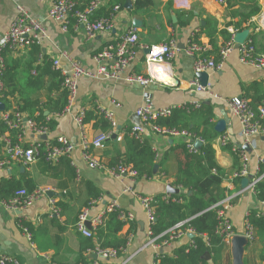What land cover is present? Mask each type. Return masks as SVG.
<instances>
[{
    "label": "crops",
    "instance_id": "crops-1",
    "mask_svg": "<svg viewBox=\"0 0 264 264\" xmlns=\"http://www.w3.org/2000/svg\"><path fill=\"white\" fill-rule=\"evenodd\" d=\"M156 1L158 3H155L154 6L137 15L130 14L129 9L125 7L113 9L111 13L112 31L99 32L95 37L87 39L82 29L75 31L70 28L67 32H62L56 22L47 18V3L44 1L0 0V42L3 32L8 28L15 14V5L20 4L33 17L42 21L46 28L48 37L39 46L43 53L53 60L63 51L65 55L60 57L62 67L69 68L72 61L80 63L88 70H94L96 67L93 60L94 53L105 42L118 38L125 28L132 26L133 18L140 19L142 23L141 27L137 28L138 42L141 47L162 43L168 38H175L178 45L183 44L186 47L188 33L191 30L199 31L198 26L199 24L204 25L205 19L215 21L218 30L223 29L227 22L237 19L230 16L227 4H219L217 0ZM257 2L261 12L243 22L241 30L237 31L231 25L226 29L229 33V28L235 29V33L244 31L246 39H252L258 51H264V26L261 24V20L264 19V0H257ZM131 5L133 7L132 0ZM175 11L193 14L189 26H174L173 23L177 21V18L175 22L168 21V17L172 20V14L176 16ZM187 17V14L183 15V18ZM197 39L201 43L209 44V40L203 32L198 33ZM216 40L218 48L226 41L220 35ZM185 47L179 48L169 61L158 63L154 67L155 80L146 87L136 83H127L122 77L104 80L84 76L78 80L77 96L72 113L54 114L56 124L49 130L48 136L49 140L63 135L72 141L74 150L71 157H62L52 167L47 166L39 158L32 165H23L15 161L0 168V178L13 177L21 184L30 179L34 189L43 190V193L31 206L19 209L20 213L16 210L4 209L0 203V253L17 257L24 264H83L82 256L85 260L93 259L92 264H99L104 259L96 256L91 249L81 251V243L85 236L76 229L77 215L82 209L87 208L89 217H93L110 200L114 199L122 209L132 214L133 225L127 223L121 230L123 235L130 238L125 247V255L122 259L115 258L110 261L120 264L124 258L132 255L126 264H154L155 254L160 252L161 246L146 245L149 229L148 218L138 196L125 188L131 185L135 193L154 197L160 194L164 196L167 193L166 186L168 184L177 187L172 182L179 161L184 159L181 150L184 139L175 136L168 137L144 129L141 136L143 139L146 136L157 152L153 176L134 181L127 177L118 179L104 170L88 167L82 159L80 133L72 119L78 107H84L86 110L93 106L111 109L117 124L130 128L133 125L135 110L147 101L156 107L179 106L196 100L200 101L213 113L209 122L214 130L219 119H227L225 130L223 132L215 130L217 134H213L212 141L215 160L221 169L219 175L221 186L227 189L226 196L232 198L226 214L233 230L240 235L243 233L245 215L250 208H257L264 213V201H259L250 187L242 188L240 181L236 183L233 178V173L243 163L242 159L238 154L235 158L228 145L218 144V139L222 136L228 138L230 146L232 143H241L239 138L240 123L232 115L224 99L235 95L246 97L244 87L251 83L253 86L250 90H254V92L260 90L264 93V67H255L241 62L238 51L234 49L224 60L221 68L206 70L208 85L219 97L195 92L189 84L194 77L193 56L185 51ZM30 51V48H25L6 52L7 63L16 66L15 71L18 73L19 84L22 86L26 79V65L34 58ZM217 51L214 56H217ZM144 54L142 48L137 50V57L131 65V70L137 73H146ZM38 61H40V56ZM31 73L33 74L32 70ZM246 98L251 101L250 97ZM112 100L116 101L119 106H114L111 103ZM6 101L9 106L13 105L11 97L8 96ZM207 108L203 107L191 113L183 112V116L176 122L177 125L187 124L188 129L202 130L204 127L201 123L205 118ZM83 127L89 137L105 130L94 127L93 121L85 122ZM125 133L122 140L111 138L105 142L103 148H93L92 155L101 162L111 165L110 162L127 149ZM34 140L32 135L27 134L24 143ZM247 148L245 149L247 153L245 161L250 173L254 174L259 157L264 158V133L254 137L252 145ZM2 158V143L0 141V159ZM95 190H99L97 198L92 197ZM50 199H55L61 207L60 218L49 216ZM19 217L33 225L32 232H29L30 236L19 228ZM189 234L192 235V233ZM189 234L163 245L162 251L172 254L176 246L189 242L191 239ZM263 253V240L259 237L247 242L243 247L242 264H264V260L261 259ZM206 260L211 261L209 253ZM220 263L234 264L231 245L223 247L220 253Z\"/></svg>",
    "mask_w": 264,
    "mask_h": 264
},
{
    "label": "built area",
    "instance_id": "built-area-1",
    "mask_svg": "<svg viewBox=\"0 0 264 264\" xmlns=\"http://www.w3.org/2000/svg\"><path fill=\"white\" fill-rule=\"evenodd\" d=\"M41 1L47 3V18L56 22L62 32H67L70 28H73L75 31L82 29L85 37L91 39L99 32H110L113 29L111 16L98 17L95 15L97 10L103 5V0H88L84 5V0ZM217 2L219 4H226L227 0H217ZM118 8V5L114 6V10ZM196 31L193 30L189 33L188 43L185 47V51L193 56L194 77L189 84L195 92H203L207 95L219 97L212 91L208 83L206 86H202L199 83L196 73L221 68L224 60L234 49L238 51L241 62L255 67H264V51H258L252 39H245L242 43L236 42L234 40L235 29L229 28L231 37L219 46L216 57L204 56V53H206L211 46L208 43L204 44L200 41L193 40V32ZM47 37L48 34L42 21L33 17L23 5L16 4L15 14L12 17L8 28L3 32L1 37L0 72L3 66L2 50L7 49L12 51L15 49L30 48L34 45L40 46ZM138 39L137 28L129 26L125 28L118 38L110 39L105 42L93 55V60L96 63L94 70H88L81 66L80 63L72 61L70 62L69 68L62 67L60 64V57L65 54L61 51L59 56L52 60V67L58 70L62 75V85L67 91V104L63 109V113H72L77 96L78 80L81 77L85 76L104 80L122 77L127 83H136L142 87H146L155 80L154 67L158 63L169 61L179 50L175 38H168L162 43L145 47L139 45ZM139 48H142V50L148 49V52H145L144 54L145 74L131 70V65L137 57V50ZM32 72L35 74V70H32ZM5 91L6 87L0 78V101H2L1 99L4 96ZM224 100L232 115L235 116L240 123L239 138L241 143H232L231 149L238 152L243 163L241 164V167L233 173V178L241 179L243 177H248L249 181L247 187H250L254 192V185L264 174H258L259 164L264 162V158L259 157L255 172L254 174H251L245 161L247 158L246 150L241 145L251 146L253 138L264 133V99L255 106L250 103L249 99L242 95H235L225 98ZM111 103L114 106H119L114 100H112ZM200 106L201 102L198 100L192 103H184L179 106L168 107H156L147 101L135 110V114L140 118L143 128L133 124L129 130H127L128 127L120 126V129L117 128L118 124L111 109L98 107L103 113V116L108 120L109 127L106 130L100 131L93 137H89L83 127V118L86 109L84 107H78L74 112L72 119L79 129L82 159L90 168L104 170L109 175L118 179L127 177L131 181H134L136 171L130 165L124 163L107 165L92 155V149L103 148L105 142L113 138V135H115L114 138L116 140H122L123 134L127 131L142 141L143 137L141 136V133L144 129L168 137H182L188 152L199 154L200 146L205 142L203 137L196 135L187 128L177 126L169 127L165 125L160 126L156 121L161 117L171 115L175 108L188 111L189 107L198 109ZM1 126H3V128H1ZM27 134L32 135L35 140L45 141L41 145L43 148H40L39 144H35V140L25 145L24 138ZM41 135L49 136V129L46 125H37L34 119L27 118L24 113L20 112L17 108L4 109L3 111L0 110V141L2 143L3 153V158L0 159V168L15 161L23 165H32L41 156H43L45 161L50 162L52 165L58 163L63 156L67 158L71 157L74 150V144L67 137L59 135L54 138V142L50 144L48 138L43 140L40 138ZM218 144L221 146L230 145L226 136L220 137L218 139ZM153 150L156 158V149L153 148ZM212 173L216 174V169H212ZM177 188L179 187L177 186ZM125 190L131 191L138 196L142 208L148 218L149 229L147 231L148 241L146 245L151 244L157 246V237L154 236L150 230V224L155 221V211L152 204L154 197L135 193L131 185L127 186ZM42 193L43 190L41 189H33L32 191H29L25 187H21L17 189L10 198L3 199L0 203L6 210L17 211L31 206ZM163 198L170 199V194H164ZM231 199L230 196H225L212 206L213 208L218 205L220 206V208L217 209V233L222 237L224 246L231 245V239L235 235H240L235 233L226 214ZM49 201L51 205L49 216L60 218L61 207L57 204L55 199H50ZM115 210L119 211L118 217L124 220L126 224L132 221V214L122 209L118 202L113 199L93 217H89L87 208L82 209L77 215L76 229L83 236L91 237V228L96 224L101 223L106 214ZM87 221L90 222V227L86 225ZM183 223L184 221L177 222L159 235H167V239L162 242V246L189 233L193 234L191 228L183 230L179 227ZM24 232L30 236L26 229ZM241 236H243L247 242L253 241L255 238L254 228L246 218L244 219V230L243 233H241ZM129 240L130 238H128L127 242H129ZM92 252L96 256L106 260L117 258V249L113 247H100L97 245ZM158 253L159 252L155 254L154 264H160L159 261L155 259ZM131 257L132 255L127 256L120 262V264H126ZM0 264L24 263L17 257L0 253Z\"/></svg>",
    "mask_w": 264,
    "mask_h": 264
},
{
    "label": "trees",
    "instance_id": "trees-1",
    "mask_svg": "<svg viewBox=\"0 0 264 264\" xmlns=\"http://www.w3.org/2000/svg\"><path fill=\"white\" fill-rule=\"evenodd\" d=\"M87 1L88 0H84L83 5ZM126 1L127 0H104L103 6L97 10L95 15L98 17L111 16L114 6L118 5L120 8H123ZM132 2L133 7L129 9L132 15H137L139 12L158 3L156 0H132ZM226 4L230 9V16L232 18H237L235 19L236 21L227 22L223 29L218 30L215 21L205 19L204 25L199 24V31L193 32V40L199 41L197 37L200 32H203L209 40V44L212 48L204 53L205 57L214 56V53L218 50L216 40L218 35L222 36L224 40H228L231 37V33L226 29L227 26L231 25L239 31L242 29L243 22L261 12L257 0H227ZM175 13L177 21L173 23L174 26H189L190 19L193 17L192 13H187L185 11H175ZM185 14L188 15L187 18H183ZM168 21L172 23L170 17H168ZM30 49L34 58L26 65V79L23 86L19 84L18 73L15 71L16 66L7 63L6 52L8 50L4 49L1 51L3 66L1 68L0 78L6 87V91L1 100L5 105V109H10L12 107L17 108L20 112L24 113L27 118L34 119L37 125H46L50 130L56 124V119L53 115L62 114L67 104V91L62 85V75L58 70L52 67V59L43 53L38 45L31 46ZM40 55V61H38ZM31 70H35V74H32ZM252 86L253 83L244 87V95L250 97V103L255 106L264 99V93L260 90L259 92L250 90ZM8 96L13 100V105L11 106H9L6 101ZM203 107L207 108L203 103H201L198 109L189 107L188 111L175 108L171 115L161 117L156 122L160 126L165 125L169 127L177 126L187 128V124H184V126L177 125L178 123L176 122L178 118L183 116V112L191 113ZM45 112H48V114H45ZM212 116L213 113L207 108V113L201 123L204 128L202 130L189 128V130L203 137L205 140L200 146L199 154L189 153L185 143L181 144L184 159L179 161L177 172L172 182L173 185L179 187L181 192L170 194V199H164L161 194L154 196L152 204L155 211V221L150 224V230L152 234L157 237L156 243L158 245L162 247V242L167 239L166 234L159 235L177 222L184 221L179 227L183 230L191 228L193 231V235L190 237L191 239L189 242L176 246L172 254L163 251L159 252L155 259H157L160 264H221L220 253L224 247V243L222 237L217 233V209H219L220 206L218 205L215 208L212 206L226 196L227 189L221 186V179L219 177L221 169L215 160V150L212 139L213 134L217 133L209 122V118ZM90 121H93V126L100 130H106L109 127L108 120L98 108H95V106L85 112L83 122ZM1 128H3V126H1ZM127 130H129V127ZM128 134L127 131V133H125L127 139L126 151L114 158L110 164L117 165L118 163H124L130 165L136 171L135 180L152 177L154 165L156 164L152 144L146 136L140 141L137 137L133 135L129 136ZM48 141L52 144L54 139L51 138ZM44 142L45 141L41 140L34 141L35 144H39L40 148H43L41 145ZM27 144L28 143H25V145ZM228 148L230 149L231 146L228 145ZM232 154L236 158L238 152L232 150ZM40 159L47 166L52 167V164L45 161L43 156H41ZM212 169H216L217 173L213 174ZM262 173H264V162L259 164L258 174ZM238 181H240V179L235 178V182L238 183ZM21 187H25L29 191L34 189L30 179H27L24 184H21L13 177H1L0 201L10 198L13 193ZM98 193L99 190H95L92 197L97 198ZM254 193L259 201H264V174L254 185ZM118 214V210L110 212L103 217L101 223L92 227V236L83 239L81 251H85L86 249L93 250L97 245L100 247H113L117 249V258L122 259L125 255L128 237L121 233L122 227L126 222L120 219ZM245 218L254 228V239L259 237L263 240L264 248V213L257 208H250ZM129 224L132 226L133 222L131 221ZM18 226L23 232L25 229L28 232H32L33 225L22 217H19ZM205 253L211 255V261L203 258ZM81 258L83 264H92L94 262L93 259L85 260L83 256ZM261 259L264 260V253L261 255ZM99 264L119 263L104 259Z\"/></svg>",
    "mask_w": 264,
    "mask_h": 264
},
{
    "label": "water",
    "instance_id": "water-1",
    "mask_svg": "<svg viewBox=\"0 0 264 264\" xmlns=\"http://www.w3.org/2000/svg\"><path fill=\"white\" fill-rule=\"evenodd\" d=\"M124 7L127 9H131L132 5H131V0H127L124 4ZM172 21L175 22L176 21V16L174 14H172ZM261 24L264 26V19L261 20ZM142 23L140 21V19L138 18H133L132 19V26L139 28L141 27ZM246 39V33L244 31L241 32H237L234 35V40L238 43H242L244 42ZM179 48H184L185 45L183 44H179L178 45ZM144 52H148V49H145ZM196 76L199 80V83L202 86H206L208 83V75L206 71H200L196 73ZM177 84V83H176ZM5 109V105L3 103V101H0V110L3 111ZM45 114H48V112H45ZM133 124L134 125H138L141 128H143V124L140 121V118L135 114L133 115ZM227 124V119L226 118H221L219 119L214 128L217 132H223L225 130V126ZM118 129H120V126H117ZM115 135H113L114 138ZM41 139L45 140L47 139V135H41L40 136ZM244 149H248L247 145H241ZM248 181L249 178L248 177H243L240 179V184L242 188H246L248 186ZM166 192L169 194H176V193H180V189L177 187H173L171 184H168L166 186ZM18 211V210H17ZM18 213H20V211H18ZM86 225L88 227L91 226L90 222L87 221ZM193 235V234H192ZM191 234H189L190 237H192ZM247 240L241 236V235H235L232 239H231V248H232V253H233V261L234 264H242V256H243V247L244 245H246ZM160 252H162V247L160 248ZM206 255L203 256L204 259H206V257L208 256V253H205Z\"/></svg>",
    "mask_w": 264,
    "mask_h": 264
},
{
    "label": "clouds",
    "instance_id": "clouds-1",
    "mask_svg": "<svg viewBox=\"0 0 264 264\" xmlns=\"http://www.w3.org/2000/svg\"><path fill=\"white\" fill-rule=\"evenodd\" d=\"M185 7L187 6V5H184Z\"/></svg>",
    "mask_w": 264,
    "mask_h": 264
},
{
    "label": "rangeland",
    "instance_id": "rangeland-1",
    "mask_svg": "<svg viewBox=\"0 0 264 264\" xmlns=\"http://www.w3.org/2000/svg\"><path fill=\"white\" fill-rule=\"evenodd\" d=\"M246 2V1H245ZM261 9V8H260Z\"/></svg>",
    "mask_w": 264,
    "mask_h": 264
}]
</instances>
